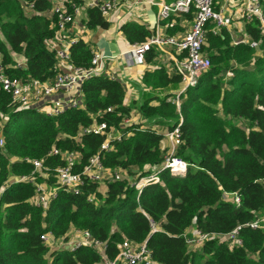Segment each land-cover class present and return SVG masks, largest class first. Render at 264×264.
<instances>
[{"label":"trees","instance_id":"obj_1","mask_svg":"<svg viewBox=\"0 0 264 264\" xmlns=\"http://www.w3.org/2000/svg\"><path fill=\"white\" fill-rule=\"evenodd\" d=\"M53 5V0H0V60L9 75L47 81L60 71L57 54L48 47L57 31ZM182 17L191 21L193 12ZM174 20L181 17L165 21L169 34L185 29ZM110 24L98 8L87 9V30L109 29ZM212 26L204 45L211 66L181 95L180 109L168 97L180 89L182 79L165 64L145 71L146 90L132 105L125 104L126 86L120 79L99 74L81 85L83 107L54 116L22 108L0 86V117L8 116L0 148V264H100L102 252L93 246L72 251L41 238L52 232L65 240L74 227L105 242L109 258L129 239L147 241L161 264H264V223L247 225L264 215V34L257 21L246 24L247 35L259 42L255 48L234 43L226 27L215 34ZM120 31L132 44L144 43L152 34L136 21L122 24ZM70 51L76 66L91 65L94 48L87 39L80 38ZM157 54L151 48L145 62L155 64ZM133 108L168 130L183 118L177 155L194 164L187 174L177 177L161 170V182L147 185L141 194L128 179L106 182L105 191L86 180L78 194L58 184L54 169L64 161L49 152H79L81 170L107 138L83 132L94 122L125 134L112 141V149L101 151L106 167L139 177L161 168L168 149L162 133L148 125H122ZM27 158L43 159L44 167L33 174ZM22 176H34V182L16 181ZM37 185L57 191L47 207L33 202ZM194 225L213 235L201 249L190 250L184 234ZM238 226L241 245L230 246L217 236Z\"/></svg>","mask_w":264,"mask_h":264},{"label":"built area","instance_id":"obj_2","mask_svg":"<svg viewBox=\"0 0 264 264\" xmlns=\"http://www.w3.org/2000/svg\"><path fill=\"white\" fill-rule=\"evenodd\" d=\"M54 5L51 11L56 17V37L49 43L48 47L54 49L58 58V67L60 71L53 80L41 81L39 79L23 80L13 77L6 72V67L0 60V86L10 93L15 101L22 108H35L39 112L50 116L59 115L69 108L83 107L82 83L99 74H107L111 78L116 76L106 70V60L108 55L101 50L94 49L91 65L89 67L76 66L71 60L70 47L78 42L80 38L88 40L83 27L80 25L85 22L82 20L84 10L89 8H98L103 14H110L117 10L125 9L127 15L133 19V10L139 4L148 3L157 5V18L151 25L152 34L147 37L144 43H135L132 48L122 55H128L130 61L134 64H143L146 58V52L155 48L157 52H165L169 55L167 60L169 71H174L181 76V87L174 95L168 97L180 109L181 95L188 88L196 86L200 76L211 66V59L204 50L206 36L209 26L213 25L211 30L217 34L221 28H230L235 18L239 23L246 26L251 22H258V26L264 34V0H53ZM124 2V5H122ZM195 7V8H194ZM194 8V9H193ZM193 12L192 23L179 34H169L165 26V21L172 16L182 17L184 14ZM184 24V23H183ZM239 30V29H237ZM234 43L245 42L252 47H259V42L251 39L248 35H243L240 39H233ZM19 66L24 65L23 60H19ZM229 74H231L229 72ZM108 110H111L108 108ZM134 110L130 116L123 119L124 127L133 124H139L134 119ZM8 116L0 117V148L4 146L3 125ZM183 118L174 128L168 130L161 126L151 125L153 129L162 133L167 145L165 160L161 168L145 176H132L122 168L106 167L102 163L101 151L112 149L113 140H121L125 134L112 128L108 131L106 122H94L91 126L85 127L83 132H94L97 134H106L107 138L101 146V151L92 155L87 164L77 170V164L81 155L77 151H63L59 148H53L49 154L59 155L63 159V164L54 169L58 184L64 186L75 194L80 193L81 186L86 180L97 182L102 186L108 181L128 179L130 183L141 194L144 187L151 183L161 182L159 172L168 169L170 173L177 177H184L190 165L185 159L177 155L179 146L183 143L181 125ZM148 125V126H150ZM34 165L33 174L44 167L43 159H28ZM34 176H22L16 181H32ZM14 180V179H13ZM264 184V178L260 180ZM236 204L241 203L240 196L237 193L232 194ZM57 196V191L51 187L37 185L36 194L33 202L37 206L47 207L52 199ZM264 223V215L260 218L247 223V225L258 228ZM154 230L157 226L152 222ZM70 234L64 240L56 238L52 232H47L41 238L48 244L56 246L68 245L70 250H75L80 246H93L102 252V262L100 264H161L153 259L151 249L147 241L142 243L125 239L120 246L119 253L114 258L107 257L104 252L106 244L103 241L96 240L90 231L79 228H72ZM241 226L226 234H218L222 240L227 241L230 246L241 245L240 237ZM212 233L204 232L196 228L192 233L184 234L186 242L194 250L201 249L205 242L212 236Z\"/></svg>","mask_w":264,"mask_h":264},{"label":"crops","instance_id":"obj_3","mask_svg":"<svg viewBox=\"0 0 264 264\" xmlns=\"http://www.w3.org/2000/svg\"><path fill=\"white\" fill-rule=\"evenodd\" d=\"M168 2L174 0H167ZM124 5V2L123 4ZM125 9L114 11L110 14H103L105 18L110 21V28L109 29H95V30H87L86 28V18H87V10H84L82 20H84L85 27L83 23L80 27L85 28L84 33L88 35V42L93 46L95 50L99 49L109 57L106 60V70L116 76L117 79H120L126 86V97H125V104L132 105L133 101L139 100L141 94L146 90V87L143 83V75L146 70L150 69L151 67L155 66L156 64H165L168 66L167 60L169 59V55L165 52H159L155 58V64H150L144 62L143 64H134L130 61L128 55H122L123 53H127L133 46L132 43L128 41V39L124 36V34L120 31V27L122 24L128 21H136L144 23L148 28L151 29V25L155 23L157 18V5H151L148 3H141L135 7L133 10L134 16L137 14V18L133 19L131 16L127 15L126 6ZM181 21L174 20L173 24H180L184 27H189L192 23L191 21H185L182 19ZM184 23V24H183ZM167 24V23H166ZM185 28V29H186ZM227 28V27H226ZM167 31V25L165 26ZM184 29V30H185ZM239 29V30H237ZM231 33L232 38H235V34L237 32L241 33V37L243 35H247L245 31V26L235 18L231 24V27L228 28ZM182 33L181 31H177L174 34ZM173 35V34H172ZM229 74V73H228ZM135 114L134 119L138 120L139 124L142 125H153L154 123H149L147 119H145L137 110V108H133ZM150 125V126H151ZM160 126V124H154ZM165 129L164 127H161ZM166 143V142H165ZM105 186H102L101 189L103 191ZM105 191V189H104ZM197 228L196 225L190 227L187 232L192 233ZM73 229L70 230V233ZM69 233V234H70Z\"/></svg>","mask_w":264,"mask_h":264},{"label":"rangeland","instance_id":"obj_4","mask_svg":"<svg viewBox=\"0 0 264 264\" xmlns=\"http://www.w3.org/2000/svg\"><path fill=\"white\" fill-rule=\"evenodd\" d=\"M234 34H235V39H236V40H238V39L241 38V33H240V32H237V33H234ZM239 124L242 125V126L245 125L243 121L239 122ZM12 181H13V179H12ZM12 181H11V182H12ZM103 189H104V188H103ZM190 250H194L193 247H190Z\"/></svg>","mask_w":264,"mask_h":264}]
</instances>
